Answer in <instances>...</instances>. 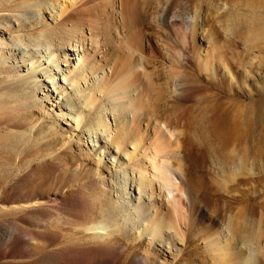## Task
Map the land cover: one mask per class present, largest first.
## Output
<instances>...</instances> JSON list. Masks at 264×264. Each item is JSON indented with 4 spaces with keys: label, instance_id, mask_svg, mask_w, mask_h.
Instances as JSON below:
<instances>
[{
    "label": "rangeland",
    "instance_id": "1",
    "mask_svg": "<svg viewBox=\"0 0 264 264\" xmlns=\"http://www.w3.org/2000/svg\"><path fill=\"white\" fill-rule=\"evenodd\" d=\"M24 1L0 0L1 15H17L18 4ZM140 1L148 2L146 8L154 13L140 27V44L133 46L146 57L144 67L150 72L174 67L187 74L183 88L160 112L172 131L182 136L179 151L176 144L172 146L179 155L173 159L174 169L188 173L196 188L190 190L194 197L190 203L182 195L191 227L183 229L191 236L183 264H216L200 242L220 233L229 217L237 238L229 242L233 248L253 227H262L264 232V66L253 62L247 67L251 54L243 47V30H229L232 35L228 31L238 19L251 15V8H257L264 18V0ZM199 4H210V13L197 25L192 16ZM11 20L0 32V41L6 45L18 30L23 35L34 34L20 20ZM206 50L213 56L214 73L203 64ZM255 52L262 54L263 61V48ZM13 64L11 60L6 67L0 63V82L21 72L20 62L16 67ZM154 77L150 83L160 81ZM136 79L144 82L146 78ZM21 94H0V264H162L158 257L148 259L138 244L130 245L122 238L97 241L81 228L97 217L105 185L76 182L74 170H67L76 161L64 155L61 141L45 146L52 141L51 135L43 139L36 134L35 139L8 137V131L27 127L30 110L36 116L44 113ZM240 156L244 167L234 170ZM222 165L224 171H220ZM195 229L201 232L195 235ZM238 253L243 255L245 248L232 254L231 263Z\"/></svg>",
    "mask_w": 264,
    "mask_h": 264
},
{
    "label": "bare ground",
    "instance_id": "2",
    "mask_svg": "<svg viewBox=\"0 0 264 264\" xmlns=\"http://www.w3.org/2000/svg\"><path fill=\"white\" fill-rule=\"evenodd\" d=\"M147 5L140 0H27L18 4L17 15L3 16L0 11V32L11 25V18L34 30L33 35L18 30L10 35L9 45L0 41V63L6 67L11 60L16 67L20 62L21 68L16 76L3 78L0 94L20 91L31 98V106L44 109L38 116L30 110L27 127L8 131V137L51 135L45 146L61 141L64 155L76 161L67 166L74 170L76 182L104 183L98 215L81 227L84 231L97 241L122 238L138 244L148 259L158 257L162 264H183L191 236L186 235L190 222L182 195L190 203L194 198L190 190L196 188L188 173L174 169L178 153L172 146L179 151L182 136L160 112L183 88L187 74L174 67H154L150 72L144 67V54L133 49L143 36L140 27L154 16ZM209 6L199 4L192 21L199 25L210 13ZM256 9L228 28L243 30V47L251 54L247 67L253 62L264 66V56L262 61V54L255 52L262 48L264 52V18ZM204 54L203 64L214 73L212 54L208 50ZM226 70L231 75V67ZM140 75L144 82L137 81ZM151 76L160 81L150 83ZM233 167H244L241 156ZM261 228L253 227L233 248L229 242L237 238L229 217L220 233L209 234L200 243L216 264H264ZM243 248L245 253H238L237 263H231L232 254Z\"/></svg>",
    "mask_w": 264,
    "mask_h": 264
}]
</instances>
